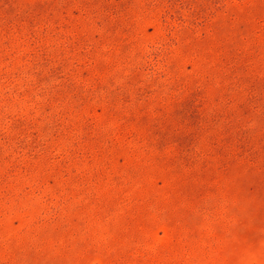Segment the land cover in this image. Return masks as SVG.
<instances>
[{
	"label": "rangeland",
	"instance_id": "374dc122",
	"mask_svg": "<svg viewBox=\"0 0 264 264\" xmlns=\"http://www.w3.org/2000/svg\"><path fill=\"white\" fill-rule=\"evenodd\" d=\"M0 264H264V0H0Z\"/></svg>",
	"mask_w": 264,
	"mask_h": 264
}]
</instances>
